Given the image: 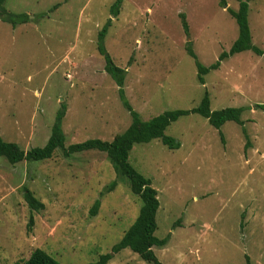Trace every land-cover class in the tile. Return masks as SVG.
<instances>
[{
  "label": "rangeland",
  "instance_id": "rangeland-1",
  "mask_svg": "<svg viewBox=\"0 0 264 264\" xmlns=\"http://www.w3.org/2000/svg\"><path fill=\"white\" fill-rule=\"evenodd\" d=\"M115 1L6 0L7 10L30 18L16 27L0 19V135L25 150L45 146L62 103L67 146L111 141L130 126L97 50L98 33L112 19L106 47L127 69L126 94L144 120L192 110L206 90L212 110L246 107L244 126L231 120L217 129L197 113L180 117L166 130L181 143L178 149L161 139L134 145L131 164L159 192L155 234L171 236L166 246L153 247L157 257L163 264H264V108L258 107L264 105V56L252 50L230 56L202 84L186 50L192 41L207 66L229 51L239 27L228 9L237 10L239 1L123 0L117 17ZM249 22L253 43L264 50V0L250 2ZM25 188L44 209L30 208ZM97 200L101 206L92 215ZM141 206L106 152L66 157L57 149L52 158L17 164L2 157L0 264L24 262L37 248L62 264L97 262L113 254ZM108 264L150 262L125 248Z\"/></svg>",
  "mask_w": 264,
  "mask_h": 264
},
{
  "label": "trees",
  "instance_id": "trees-1",
  "mask_svg": "<svg viewBox=\"0 0 264 264\" xmlns=\"http://www.w3.org/2000/svg\"><path fill=\"white\" fill-rule=\"evenodd\" d=\"M239 8L228 11L236 19L239 27V35L234 41L229 51H223L219 59L210 64L204 65L200 62L194 48L193 42L188 41L186 50L190 56L195 59L198 69V79L202 84L206 83L205 76L212 70H217L221 67L222 61L237 53L252 50L257 55L264 56V50L255 45L252 40V31L249 22L250 2L253 0H238ZM6 0H0V19L4 22L10 23L13 27L27 22L30 18L27 13H14L7 10L5 7ZM123 0H116L112 5V15L117 17L120 14ZM224 4V1H223ZM58 5H56L57 7ZM225 6V5H223ZM182 24L185 33L190 36V28L187 22L186 15L181 14ZM112 26V19H109L98 33L97 50L105 59V71L115 80L118 85V92L120 98L130 112L132 122L130 126L121 134L115 136L111 141L100 138L88 139L83 142L66 145V134L63 128V120L66 116L67 105L62 103L61 108L57 112L55 122L52 127L51 136L43 147H34L29 150L23 149L18 143L6 141L0 135V158H6L11 164H17L22 161H39L52 158L57 149H61L66 157H70L77 152L86 150H100L106 152L112 161L115 169L126 176L130 182L133 193L139 195L142 200V206L135 222L125 232L124 236L113 247V254L119 253L125 248H130L132 251L138 253L144 260L149 261L150 264H163L157 257L153 247H164L170 240V235L165 238H159L155 232L158 228L157 213L160 208L159 192L153 186L151 178L140 173L130 162V153L137 143H148L154 139H161L170 149H178L181 143L174 137L166 134L167 128L172 122L177 121L180 117L197 113L206 117L210 124L217 129H220L227 121H236L238 124L244 126L245 121L242 119V114L246 107H226L219 110L211 109V99L208 90L201 104L192 109H176L166 111L150 120H144L141 114L136 111L130 100L127 97L125 83L127 76V69L119 66L106 47V37L109 29ZM264 108V105H258ZM247 138L245 148L250 145V138L246 129H243ZM222 140L224 141L223 135ZM117 182L114 181L110 189H114ZM25 199L31 209L39 211L45 208V204L39 200L34 193L25 188ZM101 206V201L97 200L91 210L92 215H96ZM34 225V217L31 216L28 228L32 229ZM113 254H103L99 260L89 264H108L113 258ZM17 264H62L59 260L49 254L47 251L37 248L24 262H17Z\"/></svg>",
  "mask_w": 264,
  "mask_h": 264
}]
</instances>
